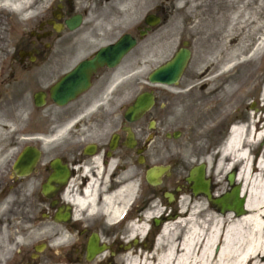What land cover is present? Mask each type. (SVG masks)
Segmentation results:
<instances>
[{"label": "flooded vegetation", "instance_id": "af4514ba", "mask_svg": "<svg viewBox=\"0 0 264 264\" xmlns=\"http://www.w3.org/2000/svg\"><path fill=\"white\" fill-rule=\"evenodd\" d=\"M104 1L115 4L112 14L102 13ZM137 1L141 9L146 8L139 20L123 19L122 13L135 10ZM192 1L20 0L27 2L26 10H0V32L12 40L0 39V264H40L41 254L35 255L34 245L3 250L8 244L6 226L23 219L24 209L28 219L39 222L43 206L53 222L58 209L66 207V197L81 194L90 180L99 204L103 206L101 200L112 195L116 209V190L134 181L139 192L132 209L144 214L153 192L168 185L165 178L155 188L145 182L153 159H160L175 142L172 132L161 131L172 104L166 90L153 88L154 105L132 123L125 120L124 112L133 100L123 107L116 102V66L97 68L88 86L66 103L59 104L54 97L67 96L68 89L58 84L100 49L115 44L124 34L132 36L136 46L141 44L170 18L185 14ZM77 18L80 21L75 25ZM67 22L76 27L70 29ZM142 88L149 89L145 84ZM19 158L22 161L17 163ZM54 161L68 169V177L64 184L51 183L48 198L42 195V186L54 171ZM176 187L170 189L174 202L179 197ZM160 192L163 200L166 192ZM73 210L71 206L65 225L81 244L75 248L76 262L116 264V256L123 252V246L116 243V215L112 222L104 215L79 220L74 219ZM94 234L98 246L106 250L94 263H87L86 248ZM146 239L137 240L139 247L147 245Z\"/></svg>", "mask_w": 264, "mask_h": 264}, {"label": "rangeland", "instance_id": "374dc122", "mask_svg": "<svg viewBox=\"0 0 264 264\" xmlns=\"http://www.w3.org/2000/svg\"><path fill=\"white\" fill-rule=\"evenodd\" d=\"M19 1L10 0L4 4L3 0H0V10L11 11L12 6ZM232 2L233 0H203L202 4H198L193 0L185 14H176L170 18L166 24L141 42L116 69L119 92V99L116 102L123 107L140 92V85L146 75L170 59L183 41L189 42L192 51L189 64L179 83L172 88H166L172 104L161 131L179 130L181 135L167 147L165 155L160 159H153V164H171L174 174L165 180L167 186L163 185L161 190L156 191L158 193L153 192L144 211L145 213L147 209L148 212L159 210L158 217L153 218L163 219L156 227L153 226L154 219H150L153 221L150 222L151 229L143 251H147L146 254L151 256L159 255L161 254L159 250H164L162 246H157L161 230L166 222L179 220L177 213L183 207L189 216L196 205H201L203 212L196 216L199 222L207 214L205 210L207 207L220 219H227L233 215L231 211L220 213L203 195L193 196L184 178L192 166L205 162L206 176L211 181L212 196L220 197L230 187L226 181L229 169L227 170L226 163L220 162V155L231 124L246 126L245 137L250 126H253L252 123H257V117L261 113L259 125H263L260 129L264 130V44L252 55L259 46L258 42L264 38V0H238L235 6L239 10L245 8L242 12H234ZM20 5L22 11L23 8L26 9L27 2ZM114 9L115 4L112 1L102 3L101 11L104 15L112 14ZM145 11L146 8L141 9L137 1L136 9L131 12L125 11L122 18L129 17L137 21ZM220 17L226 19L224 24H220ZM5 38L11 43V37L5 31L0 32V39ZM233 92L239 97L236 101L225 98V94ZM263 148L264 146L260 147L256 153L261 154ZM239 166L241 163L235 168L238 169ZM177 181L185 186L184 191L177 201L170 204L171 206H165L160 191L173 190L178 184ZM138 192L133 194V202L135 198L138 199ZM132 200L127 204V210L132 208ZM43 213H46V209L42 208L39 211L40 232H53L56 226L43 218L45 217L42 216ZM141 215H143L141 210L131 209L127 220L116 226V243H122L123 246L127 245L126 242L130 244L131 239L127 238L129 225ZM11 223L12 229L9 225L6 229L9 238L13 239L24 223L21 221ZM182 230L180 238L186 233L185 228ZM44 237L40 236V242L50 244L52 238L43 239ZM70 244L67 243L65 247L49 246L41 257V264H55L58 261L68 264L69 262L64 261H73L75 248L72 249ZM80 246L81 244L73 245L76 248ZM129 248L131 249V247L127 249ZM141 249L143 248H133L136 251ZM132 252L131 250L126 254L128 260L136 256ZM122 255L123 257L116 256V264L127 262L124 252Z\"/></svg>", "mask_w": 264, "mask_h": 264}, {"label": "bare ground", "instance_id": "6f19581e", "mask_svg": "<svg viewBox=\"0 0 264 264\" xmlns=\"http://www.w3.org/2000/svg\"><path fill=\"white\" fill-rule=\"evenodd\" d=\"M238 0H233V11L242 12L235 4ZM20 6L14 7L18 9ZM220 24L225 22L220 17ZM230 23V22H229ZM237 41V40H236ZM259 46L255 49L254 55L264 44V38L258 42ZM225 98L236 101L239 97L236 93H227ZM252 123L255 132H249L244 137L245 126L238 129L234 128L228 141L222 148L220 162L226 163L227 170L233 169L237 164L241 166L237 169L235 182L240 185L241 195L245 198L244 208L246 213L240 216L231 215L224 219L218 218L211 213L207 207L206 215L199 222L196 216L203 212L201 205H196L195 210L188 216L183 207L177 213L178 219L175 222H166L158 238V247H163L159 255L146 254L147 251L132 250L135 254L128 260V252H124L125 264H264V153L256 165L248 168L247 161L249 154L255 153L262 144V133L260 129L263 125ZM247 147L245 152L243 148ZM241 151V152H240ZM94 182L91 180L83 188L81 194L67 196L66 200L73 205L74 219L83 220L84 218H95L104 215L108 222H112L116 215V222L122 218L127 204L131 201L136 188L134 181L128 182L116 190V209L113 207V196L104 197L101 202L96 199L92 189ZM183 205V204H182ZM84 211L81 213V211ZM159 210L145 212L138 221H133L129 225L127 238L136 239L145 233L148 222L153 217H158ZM23 219L19 218L24 224L20 231L15 234V239H8V244L3 248L5 252L12 250L14 246L24 244L31 245L43 239L51 237L50 247H65L67 243H74L76 236L70 231L69 227L62 224H53L56 230L50 233L40 232L41 222L28 219V210H23ZM230 214V213H229ZM49 222V221H48ZM16 223V222H15ZM51 223V222H50ZM12 229V223H9ZM8 226V227H9ZM182 227V228H181ZM15 228V226H14ZM185 228V236L180 238V233ZM39 230L40 233H37ZM38 234V235H37ZM155 249V253H156ZM120 256L123 257L121 254ZM55 264H66L56 262ZM76 264V263H68Z\"/></svg>", "mask_w": 264, "mask_h": 264}, {"label": "water", "instance_id": "95a60500", "mask_svg": "<svg viewBox=\"0 0 264 264\" xmlns=\"http://www.w3.org/2000/svg\"><path fill=\"white\" fill-rule=\"evenodd\" d=\"M135 42L129 36H123L115 45H111L105 49L99 51V53L90 61L82 63L77 68V71L67 75L64 79V86H69V96L67 99L72 98L76 93L83 89L88 84V76L91 71L103 65H116L121 58L134 46ZM112 56H107L108 54ZM114 53H116L114 55ZM190 58V52L186 48L179 49L176 54L165 64L158 66L148 75V82L150 84H161L171 86L176 84L186 67L187 61ZM65 101L64 99L61 102ZM153 104V96L149 92L140 94L134 101V103L126 111L125 117L128 121L137 119L142 113L148 110ZM205 164H199L190 169L186 182L190 183V190L193 195H205L210 202L218 208L220 213L228 212L231 210L235 215H242L245 213L244 202L245 198L240 196V185L231 187L229 192L223 194L220 198H211L210 193V180L205 179ZM56 171L49 178V181L56 180L63 182L66 178L64 171L59 170L58 166L55 167ZM167 167L157 166L152 167L146 172V181L151 185H157L160 183V178L163 174H167ZM235 173L231 172L227 175V181L229 185H233ZM48 190L47 185L43 192ZM171 200V195H169ZM69 217L68 213L58 214L57 220L66 221ZM155 225H158V221H155ZM97 239L94 237L89 240L87 246L86 259L91 260L100 248L96 246Z\"/></svg>", "mask_w": 264, "mask_h": 264}]
</instances>
